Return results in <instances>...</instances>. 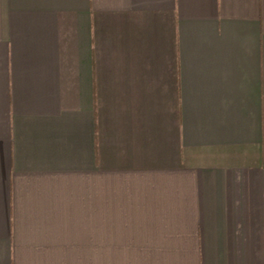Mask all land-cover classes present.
Wrapping results in <instances>:
<instances>
[{
    "label": "crops",
    "instance_id": "obj_1",
    "mask_svg": "<svg viewBox=\"0 0 264 264\" xmlns=\"http://www.w3.org/2000/svg\"><path fill=\"white\" fill-rule=\"evenodd\" d=\"M0 264H264V0H0Z\"/></svg>",
    "mask_w": 264,
    "mask_h": 264
}]
</instances>
